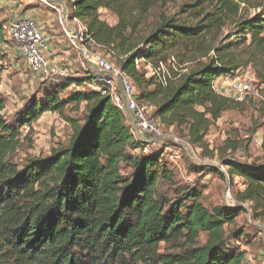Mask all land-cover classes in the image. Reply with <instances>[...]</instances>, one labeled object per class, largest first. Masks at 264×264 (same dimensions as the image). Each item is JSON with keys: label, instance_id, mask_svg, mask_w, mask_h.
I'll use <instances>...</instances> for the list:
<instances>
[{"label": "trees", "instance_id": "trees-1", "mask_svg": "<svg viewBox=\"0 0 264 264\" xmlns=\"http://www.w3.org/2000/svg\"><path fill=\"white\" fill-rule=\"evenodd\" d=\"M64 1L68 21L81 22L87 44L116 58L139 104L152 106L153 118L182 130L201 151L208 150L207 133L222 114L245 104L220 94L214 82L249 67L264 86V0L250 7L253 16L248 0ZM166 4L176 11L166 14ZM101 10L116 17L115 26L100 19ZM5 23L0 78L2 46L10 41ZM226 26L229 37L215 44ZM136 61L154 71L160 65L189 67L172 74L177 78L156 81ZM96 75L51 77L58 79L42 84L11 117L3 114L0 94V264H242L238 246L251 237L235 221L245 209L205 207L202 192L178 183L161 161L163 150L142 153L147 144L134 140L123 113L98 91ZM81 103V122L66 116L68 106L77 110ZM48 112L69 126L67 142L48 156L13 163L9 157L20 145L21 129ZM224 143L237 149L228 139ZM224 166L230 179L245 182L236 201L250 202L253 220L264 224V167L232 160ZM189 170L224 178L211 165ZM163 186L173 188L171 197Z\"/></svg>", "mask_w": 264, "mask_h": 264}, {"label": "rangeland", "instance_id": "rangeland-1", "mask_svg": "<svg viewBox=\"0 0 264 264\" xmlns=\"http://www.w3.org/2000/svg\"><path fill=\"white\" fill-rule=\"evenodd\" d=\"M13 1L18 2L17 4L21 7L22 11L31 10L38 14L37 17L32 15V18H34L38 24L40 23L39 26L42 28L43 33L50 34L51 31H55L58 37L64 35L59 24V12L57 11L59 10L62 14L61 4L58 2L49 3L46 0H30V3L19 2L20 0ZM62 1L66 4L64 0ZM195 1L196 0H179V4H191ZM257 1L259 0H248L247 13L249 16H253L256 13V11L250 7ZM39 10H45V15ZM162 11L166 14L174 13L176 7L166 4ZM157 12L158 11L155 13ZM99 13L100 19L109 26L113 27L116 25L117 19L110 12L99 11ZM152 20L151 17L147 19L146 25L143 27V33L149 31V24ZM63 22L72 21L63 18ZM76 24L82 27L81 22H77ZM5 26L7 27L8 24ZM229 31V26L223 28L215 44L225 41L226 38L229 37ZM81 32L84 34V28H82ZM4 33H6L5 30ZM86 41L87 39L84 38L85 45H87ZM7 42L9 50L2 49V66L4 72L0 78V92L5 99L3 114L5 117H11L16 111L22 108L33 94L38 92L42 84L49 83L58 78L41 77L30 72L25 67L18 54L15 53L17 58H14L13 51L16 49L14 43L11 41ZM64 45L68 47L71 46L65 36H63L62 46ZM69 49V57H64L61 51L59 54H54L52 52V54L50 53L49 55H53L52 58H56V61L59 62L62 67H65L70 76H81L87 72L92 63L86 64L74 49L70 47ZM93 52L106 60L110 65L118 68L116 58H110V56L105 53V50L95 48ZM202 61H204V59H202ZM12 62L18 66L17 71H8V68L12 67ZM160 66L163 67L160 69L162 71H154L150 65L138 63V67H140L143 72H146V78L154 77L156 81L164 78H177V76H173L172 74L184 73L186 72L184 68L189 67V65L179 68L172 66L165 67L164 65ZM234 77H238L239 81L245 78L250 80V90L251 92H256L257 95L249 93L241 97L239 94H235L233 81H231ZM234 77H230V80H227L225 77H220V79L214 82V87L218 91L220 89V94L232 99L238 98L239 100L237 101H244L245 104L242 107L223 113L221 118L209 129L206 136V142L208 144L207 151H201L190 145L182 130L162 125L161 130L164 134V139L154 144L148 143V151L163 150L161 161L173 172L178 183L185 186L197 187V189L202 192V201L205 207L211 208L221 205L235 208L241 205L245 209V213H242L235 221V227L244 230L248 237L255 236L259 239L260 235L258 233L262 231L264 224L253 220L252 205L250 202L239 203L236 201L237 193L243 192L245 189V182L243 179L238 177L230 179L227 175V169H224L225 173L221 171L224 174V178L215 174L192 172L189 170L193 165H211L219 169L220 166H224L225 162L228 160L264 167V86L258 84L252 69L249 67L240 70ZM64 95L65 94H60V97ZM84 107V103H81L80 108L77 110L71 109V106H68L65 114L81 122L84 114ZM146 109L150 115L154 111V108L149 104H146ZM70 132L69 126L58 114L49 112L44 113L36 122L32 123L29 128L24 127L21 129L22 138L20 140V145L16 152L9 157V160L15 164L21 165L29 158L48 156L50 150L57 144H65L67 142ZM227 139L233 142V145L237 148L236 150L232 149V147H225L224 142ZM210 152L213 154H210ZM124 172H129V169H125ZM162 190L170 197L173 195V188L171 189L169 186H163ZM232 200L236 201L238 205H233ZM227 204L229 206H227ZM230 228L231 227L228 226L225 227L226 231H229ZM204 240L205 238L202 236L201 242L203 243ZM245 242L246 240L239 243L238 247L241 251L245 249ZM162 247L164 248L163 245ZM254 252L256 255H252L250 261L252 264H262V262H264V247L260 240L255 241Z\"/></svg>", "mask_w": 264, "mask_h": 264}, {"label": "built area", "instance_id": "built-area-1", "mask_svg": "<svg viewBox=\"0 0 264 264\" xmlns=\"http://www.w3.org/2000/svg\"><path fill=\"white\" fill-rule=\"evenodd\" d=\"M57 11L59 12L61 30L69 41L70 47L79 54L86 64L92 63L87 72L92 71L97 74L96 78L102 83V87L98 91L102 96L109 97L116 108L123 113L134 140L147 144L142 153H148V143L154 144L164 139L161 124L149 114L146 105H141L136 100L137 92L133 82L118 68L110 65L94 53L92 44L85 45V36L81 32L83 27L76 24L78 21L73 20L72 22H65V24L63 22L64 17L59 10ZM5 35L8 40L15 43L16 54L19 55L25 67L33 74L41 77L63 78L70 76L65 67H62L59 62L50 57L48 40L36 20L29 18L11 22L6 28ZM138 63H141V61H136L137 66ZM162 68L160 66L158 71ZM235 75L225 78L230 80V77ZM231 81H233L235 94H239L241 97L249 93L257 95L256 92H251L250 80L247 78L239 81L238 77H234ZM234 99L239 100L238 98ZM219 169L225 173L224 169L227 168L221 165ZM228 204L227 206H229ZM232 204L238 205L234 200H232ZM261 235L264 243V227H262Z\"/></svg>", "mask_w": 264, "mask_h": 264}, {"label": "crops", "instance_id": "crops-1", "mask_svg": "<svg viewBox=\"0 0 264 264\" xmlns=\"http://www.w3.org/2000/svg\"><path fill=\"white\" fill-rule=\"evenodd\" d=\"M32 1V0H31ZM30 0H20L19 2H31ZM18 2L13 1V0H0V22H7L5 23V25L14 22L16 20L19 19H34L32 18V15H34L35 17L38 16V14H36L35 12L31 11V10H25L22 11L21 7L17 4ZM41 11V13L43 15H45L46 11L45 10H39ZM103 11V10H101ZM35 20V19H34ZM40 24V23H39ZM44 35L47 37L48 39V44H49V52L52 54V52L54 54H59V52L61 51L62 55H64V57H69L70 54V49L68 46L63 45V36L58 37V34L55 31H51L50 34L48 33H44ZM7 39V38H6ZM71 48V47H70ZM2 49H6L9 50V48L5 45L2 46ZM63 49V51H62ZM13 53H15V49L13 51ZM53 56V55H52ZM54 58V57H53ZM55 60H57L56 58H54ZM17 67L14 62H12V67L8 68V71H17ZM220 79V78H219ZM220 91V89H219ZM0 94L2 95V93L0 92ZM56 114V113H53ZM260 237V236H259ZM260 240V242L263 244V240H261V237L258 239L255 236H251L250 241L245 243V249L244 251V258L242 260V264H252V262L250 261L252 255H256L254 254V246H255V241ZM262 264H264V262H262Z\"/></svg>", "mask_w": 264, "mask_h": 264}, {"label": "water", "instance_id": "water-1", "mask_svg": "<svg viewBox=\"0 0 264 264\" xmlns=\"http://www.w3.org/2000/svg\"><path fill=\"white\" fill-rule=\"evenodd\" d=\"M49 3H55L58 2L59 4H61L62 7V16L64 18H66V20H68V9L66 4L62 1V0H46ZM94 68V67H93ZM95 69V68H94ZM96 70V69H95Z\"/></svg>", "mask_w": 264, "mask_h": 264}, {"label": "bare ground", "instance_id": "bare-ground-1", "mask_svg": "<svg viewBox=\"0 0 264 264\" xmlns=\"http://www.w3.org/2000/svg\"><path fill=\"white\" fill-rule=\"evenodd\" d=\"M45 24V23H44Z\"/></svg>", "mask_w": 264, "mask_h": 264}]
</instances>
